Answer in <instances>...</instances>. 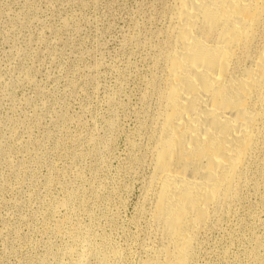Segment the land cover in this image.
<instances>
[{
	"label": "rangeland",
	"instance_id": "374dc122",
	"mask_svg": "<svg viewBox=\"0 0 264 264\" xmlns=\"http://www.w3.org/2000/svg\"><path fill=\"white\" fill-rule=\"evenodd\" d=\"M172 7L0 0V264H141L160 247L147 148ZM255 163L191 264H264V146Z\"/></svg>",
	"mask_w": 264,
	"mask_h": 264
},
{
	"label": "bare ground",
	"instance_id": "6f19581e",
	"mask_svg": "<svg viewBox=\"0 0 264 264\" xmlns=\"http://www.w3.org/2000/svg\"><path fill=\"white\" fill-rule=\"evenodd\" d=\"M166 34L147 148L160 247L141 264H191L264 146V0H173Z\"/></svg>",
	"mask_w": 264,
	"mask_h": 264
}]
</instances>
